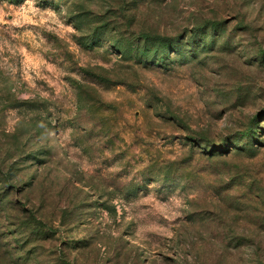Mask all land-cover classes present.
Masks as SVG:
<instances>
[{
    "label": "rangeland",
    "instance_id": "1",
    "mask_svg": "<svg viewBox=\"0 0 264 264\" xmlns=\"http://www.w3.org/2000/svg\"><path fill=\"white\" fill-rule=\"evenodd\" d=\"M254 119L264 0H0V264H264Z\"/></svg>",
    "mask_w": 264,
    "mask_h": 264
},
{
    "label": "trees",
    "instance_id": "2",
    "mask_svg": "<svg viewBox=\"0 0 264 264\" xmlns=\"http://www.w3.org/2000/svg\"><path fill=\"white\" fill-rule=\"evenodd\" d=\"M196 34H198V37H200L202 35V37L206 34V31L204 29V27L199 28L198 30H196ZM143 41V47L138 49L136 53H138V55L141 52V55L144 57V59L146 61L150 60L151 62H153V65H158L161 66L162 64H165V62L170 59V57L172 56V54H182V47L185 44L184 41H182L181 38H176L175 40H173L172 42L166 44L165 39H156L155 41H151L152 42V46L154 47V44L157 45V47L155 48V51L153 52V54H150V51H152V49L149 51V49H147L149 43H150V39L148 37H142V40L140 41V43ZM193 42H195V40H192ZM93 42H98V40H94ZM213 42V38L210 42V44ZM139 43L138 48L141 46ZM124 47V53L128 54L130 52H132L130 50V46H123ZM152 47V48H153ZM191 52H194L193 50H190ZM258 129H264V126H261V124L259 123L258 119H254L251 121V124L249 125V127L244 131L243 136H245L246 140H247V144L249 146H252L253 141L255 140L254 137L256 136V132ZM240 140V139H239Z\"/></svg>",
    "mask_w": 264,
    "mask_h": 264
}]
</instances>
